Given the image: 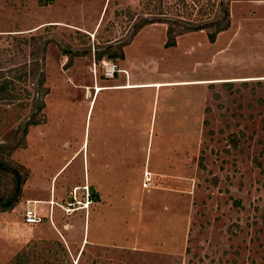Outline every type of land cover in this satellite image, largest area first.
<instances>
[{"label":"rangeland","instance_id":"374dc122","mask_svg":"<svg viewBox=\"0 0 264 264\" xmlns=\"http://www.w3.org/2000/svg\"><path fill=\"white\" fill-rule=\"evenodd\" d=\"M223 7L232 36L245 29L257 39L260 27L241 29L240 20L251 13L264 19V1L0 0L4 66L32 58L31 35L50 42L40 124L27 129L24 147L0 149V163L23 175L15 207L2 211L0 204V264H264V78L212 81L204 90H143L151 97L145 108L151 122L147 115L142 125L134 121L133 132L132 120L125 127L113 126L110 117L103 124L101 114L95 119L99 103L91 120L84 117L94 96L92 64H119L135 26L144 19L161 23L175 41L199 31L196 26L208 27L185 35L177 51L151 56L161 59L160 73L183 79L206 61L207 35L224 24L213 21L224 16ZM101 72L98 67L99 84L108 82ZM29 84L14 81L20 89ZM16 106L0 101V144H9L23 125L27 109ZM13 193L12 175L0 169L1 203ZM102 198L117 216L121 206L120 243L105 244L92 232L90 213ZM30 200H42L43 219L35 226L23 222ZM44 201L55 202L52 210Z\"/></svg>","mask_w":264,"mask_h":264},{"label":"crops","instance_id":"0c3cea01","mask_svg":"<svg viewBox=\"0 0 264 264\" xmlns=\"http://www.w3.org/2000/svg\"><path fill=\"white\" fill-rule=\"evenodd\" d=\"M234 8L235 6L231 7L232 17L234 14ZM240 21L241 29L243 28V25H258L260 27V30L257 34L259 38L257 37L256 40H253L247 37V35L243 33V30L245 29L239 31L240 33L238 32L233 36L228 29L218 33L214 42L211 43L207 39V58L204 59L206 61H203L198 65L197 73L191 77H183V79H178L180 77L179 75H177V79H174L173 77L168 76L167 73H160L158 70V64L161 63V59L151 56H156L158 54L156 51L159 49H170L177 51V48L179 47L180 42L183 37H185V35L196 34L202 31L180 34L177 36L176 41L174 40V46L166 47V40L168 38L166 34V27L161 23H150L144 25L132 37L131 43L124 48L123 58L120 59L119 64L116 65L118 70H120V73H117L113 80L103 84H99L100 80H96L94 87L101 88V90L97 94L94 93L91 102L86 104V112L84 115L85 121H88V119L91 120L96 106L99 103L97 106L95 119L97 117L98 120V115L101 114V120L103 124L105 123V118L110 117L109 121H112L111 123L113 126H116V123L118 122L120 126L123 124L125 127H127L129 121L132 120V122L129 123L131 125L130 131H132L134 121L141 125L148 121V118L146 119L145 115H147V117H149V115L145 114V108H149L151 97H147L143 90L160 91L167 89L166 91L168 92L169 89L175 87L191 86L201 87L204 90L205 87L213 85V83H210L212 81L264 78V19L259 18L255 13H251V15L248 17H242ZM148 30H153L155 33L153 32L151 36L147 32ZM156 31L160 34V38L157 41V44H152L154 37L157 35ZM143 33L148 34V38L147 40H143L142 44H140V47L135 49V43H137L138 39ZM226 33L229 34L225 40L226 43L219 46L220 40L222 39L221 37ZM249 35L250 34L248 33V36ZM135 53L137 54L135 55ZM143 54H145L144 57H142ZM244 54L246 55L245 57ZM245 58L247 61H245ZM181 82H204V84L169 87L159 86L162 84H177ZM154 86H156V88H161L156 89ZM166 91H163V93L160 92V95L162 96H158L157 102L162 103V97L164 93H167ZM104 92L106 93L102 94ZM154 97L155 96L153 94L152 98L155 102ZM165 101L167 102V98ZM92 106L93 109H91ZM134 111H136L135 114ZM136 114L137 116H135ZM149 122H151V117H149ZM126 135L127 133L124 131V136ZM123 153L125 154V152ZM124 166L126 165L124 164ZM101 200L102 202L97 205V210L93 213H90L91 220L89 222L92 227V232L93 234H99L101 236V242L104 241L105 244H112L110 242L114 239L117 243H120L121 233L118 231V227L116 225H118L119 222L117 223V220L119 216H121V206L117 205L119 215L117 216L115 213L111 212L110 208L113 206V204H111L110 201L104 200L103 198ZM111 233H113V236Z\"/></svg>","mask_w":264,"mask_h":264},{"label":"trees","instance_id":"16d2710c","mask_svg":"<svg viewBox=\"0 0 264 264\" xmlns=\"http://www.w3.org/2000/svg\"><path fill=\"white\" fill-rule=\"evenodd\" d=\"M225 3L235 2V1H245V0H223ZM250 1H264V0H250ZM223 17L213 20L217 25L219 21H223V25H218L216 30L208 33V39L210 42H214L216 36L221 31H224L230 27L229 22V11L228 7H223ZM145 22L135 26L133 30V37L144 25L150 23L147 19H144ZM152 23V22H151ZM50 27H54L53 25ZM197 30H207V26L199 25L196 26ZM35 31V30H34ZM193 31V30H187ZM31 31L30 33H32ZM172 29H168L167 37L168 41L166 47L174 46V37ZM13 33H6V36H15ZM16 39V38H14ZM25 39V38H22ZM31 41L32 46L30 59H25L24 61L18 63L14 67L4 66L6 65L5 61L0 60V101L9 104L10 106H16L22 110L27 109V114H25V120L23 125H21L17 131H15L16 136L12 138V141L9 144L3 143L0 144V149H6L9 153L24 147L25 145V136L27 135V129L32 126L40 124V117L43 110L45 109V97L49 94L48 88L46 87V49L50 42L45 40L43 37L39 36V39L36 41L34 36L28 38ZM18 45L25 40L18 41ZM26 44V43H25ZM24 45V44H21ZM2 51H0L1 54ZM122 57H120L121 59ZM11 74L14 72V76L10 77L9 75H4L3 73ZM14 81L18 82H29V88H16L14 86ZM29 89V90H27ZM0 169L6 171L12 175L14 182V193L13 197L1 203V210L7 211L12 210L16 203L18 202V197L21 194V184H22V174L18 169L11 168L9 165L0 163Z\"/></svg>","mask_w":264,"mask_h":264},{"label":"built area","instance_id":"2783aa9c","mask_svg":"<svg viewBox=\"0 0 264 264\" xmlns=\"http://www.w3.org/2000/svg\"><path fill=\"white\" fill-rule=\"evenodd\" d=\"M98 67H100L102 70L101 75H102V78L104 81H111L114 79V77L117 73H120V70H118L117 66L112 62L103 61V62H101V64H98V65L96 62H94L92 64V68H91L92 76L94 78V84L97 80V68ZM93 89H94V93L97 94L98 93L97 89H101V88L94 87ZM74 190L77 191L76 188ZM86 190H84V191H86ZM45 203H47L50 206V209L54 206V205L49 204V203H54L53 201H49V202H45ZM87 204H89V203L86 202V205ZM26 205L27 206H26L25 212L23 214L24 224L26 226H35V225L40 224L43 218H42V216H41V214L37 208V205H40L39 202L38 201H27ZM69 205H72V204H69ZM70 211H73V210H70Z\"/></svg>","mask_w":264,"mask_h":264},{"label":"bare ground","instance_id":"6f19581e","mask_svg":"<svg viewBox=\"0 0 264 264\" xmlns=\"http://www.w3.org/2000/svg\"><path fill=\"white\" fill-rule=\"evenodd\" d=\"M101 89H97L98 92H100ZM39 203H42V202H39Z\"/></svg>","mask_w":264,"mask_h":264}]
</instances>
